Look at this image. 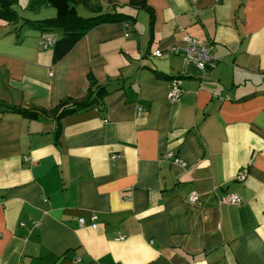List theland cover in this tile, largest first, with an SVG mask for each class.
Instances as JSON below:
<instances>
[{
	"label": "crops",
	"instance_id": "obj_1",
	"mask_svg": "<svg viewBox=\"0 0 264 264\" xmlns=\"http://www.w3.org/2000/svg\"><path fill=\"white\" fill-rule=\"evenodd\" d=\"M135 1L98 0L132 26L99 23L55 63L39 42L61 31L23 23L27 0L0 18V102L105 86L59 120L0 112V264H264V0ZM185 35L217 59L202 75L165 53Z\"/></svg>",
	"mask_w": 264,
	"mask_h": 264
},
{
	"label": "trees",
	"instance_id": "obj_2",
	"mask_svg": "<svg viewBox=\"0 0 264 264\" xmlns=\"http://www.w3.org/2000/svg\"><path fill=\"white\" fill-rule=\"evenodd\" d=\"M17 2L18 0H0V18L5 21L17 20L19 16L14 7ZM130 3L137 4L140 7L144 6V1L130 0ZM41 6L54 7L56 9L55 15L40 19L23 18V23H27L43 32L51 30L61 31V36L54 38L51 44L52 62L54 63L61 60L97 24L107 21H129L133 23L132 17L121 11L102 12L98 0H27L26 7L29 10L37 11ZM79 9L82 10L83 14L80 13ZM89 76L91 78V75ZM104 92L105 86L95 85L93 89H89L87 97L81 100L65 98L51 109L28 105H9L0 102V112H15L31 119L51 114L53 118L59 120L67 113L93 104ZM90 94H93V97Z\"/></svg>",
	"mask_w": 264,
	"mask_h": 264
},
{
	"label": "built area",
	"instance_id": "obj_3",
	"mask_svg": "<svg viewBox=\"0 0 264 264\" xmlns=\"http://www.w3.org/2000/svg\"><path fill=\"white\" fill-rule=\"evenodd\" d=\"M123 23L126 27L132 26V23L129 21H124ZM125 35H128V32H126ZM52 42L53 39L42 37L39 43L42 48H48L49 46H51ZM165 53L180 54L183 58L185 65L193 64L202 71H207L217 61V59L214 58V56L210 52L209 45L207 42L200 41L199 39L192 38L187 35L183 36L182 43H176L170 45L165 51ZM152 54L155 56H161L163 52L160 50H155ZM180 93H181L180 85L178 84L176 78H173L171 80L170 89L167 93V96L171 101H174L180 96ZM164 158L171 159L181 165L186 164L182 158L173 156L170 152L166 153L164 155ZM237 177L239 179H242L243 176L241 174H238ZM188 198L192 201L198 198V195L195 192V190H191L189 192ZM221 200L226 203H239L240 197L237 194L226 193ZM96 217L97 216L95 214L90 215L91 227L96 226ZM78 225L79 226L84 225L83 218L78 219Z\"/></svg>",
	"mask_w": 264,
	"mask_h": 264
},
{
	"label": "rangeland",
	"instance_id": "obj_4",
	"mask_svg": "<svg viewBox=\"0 0 264 264\" xmlns=\"http://www.w3.org/2000/svg\"><path fill=\"white\" fill-rule=\"evenodd\" d=\"M20 5L18 4L17 7H19ZM20 9V8H18ZM21 13H26L28 15L29 18H42L45 16H49L50 13H53L55 11V9L53 7H43L41 8L38 12H33V11H24L22 9L19 10ZM18 11V12H19ZM80 13H82V10L79 9ZM83 14V13H82ZM3 20V19H2ZM53 35H55L56 33L54 31H51ZM56 35H60L59 31H57ZM127 36V35H126Z\"/></svg>",
	"mask_w": 264,
	"mask_h": 264
},
{
	"label": "water",
	"instance_id": "obj_5",
	"mask_svg": "<svg viewBox=\"0 0 264 264\" xmlns=\"http://www.w3.org/2000/svg\"><path fill=\"white\" fill-rule=\"evenodd\" d=\"M186 74L191 73L192 75H202L203 72L193 64H188L186 67Z\"/></svg>",
	"mask_w": 264,
	"mask_h": 264
}]
</instances>
